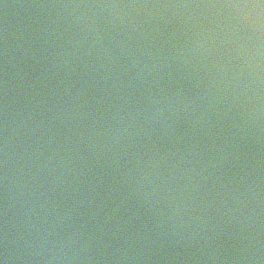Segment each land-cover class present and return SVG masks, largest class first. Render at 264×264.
<instances>
[{"label": "water", "instance_id": "water-1", "mask_svg": "<svg viewBox=\"0 0 264 264\" xmlns=\"http://www.w3.org/2000/svg\"><path fill=\"white\" fill-rule=\"evenodd\" d=\"M260 0H0V259L264 264Z\"/></svg>", "mask_w": 264, "mask_h": 264}, {"label": "clouds", "instance_id": "clouds-1", "mask_svg": "<svg viewBox=\"0 0 264 264\" xmlns=\"http://www.w3.org/2000/svg\"><path fill=\"white\" fill-rule=\"evenodd\" d=\"M229 7L237 9H264V0H260L259 4H235ZM0 264H7V258L0 259Z\"/></svg>", "mask_w": 264, "mask_h": 264}]
</instances>
